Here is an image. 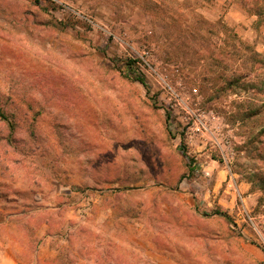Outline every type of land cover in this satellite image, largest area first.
<instances>
[{"label": "rangeland", "instance_id": "1", "mask_svg": "<svg viewBox=\"0 0 264 264\" xmlns=\"http://www.w3.org/2000/svg\"><path fill=\"white\" fill-rule=\"evenodd\" d=\"M160 1L0 0V259L264 264V0Z\"/></svg>", "mask_w": 264, "mask_h": 264}, {"label": "trees", "instance_id": "2", "mask_svg": "<svg viewBox=\"0 0 264 264\" xmlns=\"http://www.w3.org/2000/svg\"><path fill=\"white\" fill-rule=\"evenodd\" d=\"M139 4L142 6V9L147 13L149 14L151 17H153L155 15V11L159 8H162L161 7V1L160 0H139ZM264 3V1H263ZM257 8V16L260 15V12L262 10V6H256ZM203 22H205L206 20H204L203 18H201ZM134 63V61H131L128 63V66L130 64ZM136 80L140 81L141 83H143V80L141 78H138L136 77L135 78ZM0 119L2 120H5V121H9V117L8 115L5 114L4 110H3V107L1 105V99H0ZM215 214H220V215H223L227 218H229V215L226 214L225 212H221L220 210H215L214 212Z\"/></svg>", "mask_w": 264, "mask_h": 264}, {"label": "crops", "instance_id": "3", "mask_svg": "<svg viewBox=\"0 0 264 264\" xmlns=\"http://www.w3.org/2000/svg\"><path fill=\"white\" fill-rule=\"evenodd\" d=\"M0 264H22V263L17 257H15L13 253H11L10 250H6L5 253H3L2 258L0 259Z\"/></svg>", "mask_w": 264, "mask_h": 264}]
</instances>
